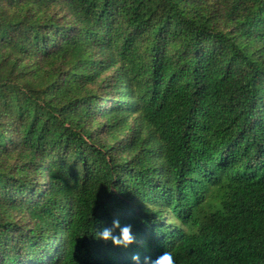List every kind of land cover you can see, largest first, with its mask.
Listing matches in <instances>:
<instances>
[{
  "label": "trees",
  "instance_id": "obj_1",
  "mask_svg": "<svg viewBox=\"0 0 264 264\" xmlns=\"http://www.w3.org/2000/svg\"><path fill=\"white\" fill-rule=\"evenodd\" d=\"M164 250L264 264V0H0V264Z\"/></svg>",
  "mask_w": 264,
  "mask_h": 264
},
{
  "label": "clouds",
  "instance_id": "obj_2",
  "mask_svg": "<svg viewBox=\"0 0 264 264\" xmlns=\"http://www.w3.org/2000/svg\"><path fill=\"white\" fill-rule=\"evenodd\" d=\"M96 223L92 231L94 239L111 242L113 246L127 249L137 242V236L133 232V224L122 222L120 217L113 215L110 220L95 219ZM131 264H175L173 254L169 250L162 251L156 257L141 256L133 252L130 256Z\"/></svg>",
  "mask_w": 264,
  "mask_h": 264
}]
</instances>
